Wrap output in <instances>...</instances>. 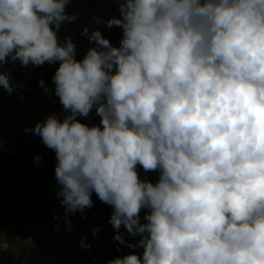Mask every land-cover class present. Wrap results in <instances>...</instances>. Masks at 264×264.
I'll list each match as a JSON object with an SVG mask.
<instances>
[{
    "label": "clouds",
    "instance_id": "9594fccd",
    "mask_svg": "<svg viewBox=\"0 0 264 264\" xmlns=\"http://www.w3.org/2000/svg\"><path fill=\"white\" fill-rule=\"evenodd\" d=\"M69 2L0 0V69L59 62L67 114L24 132L55 152L67 230L94 192L133 250L107 264H264V0H115L121 18L106 25L122 29L119 47L85 27L96 47L81 60L58 36L77 19ZM0 87L15 91L10 73ZM93 109L99 124L78 119Z\"/></svg>",
    "mask_w": 264,
    "mask_h": 264
},
{
    "label": "trees",
    "instance_id": "16d2710c",
    "mask_svg": "<svg viewBox=\"0 0 264 264\" xmlns=\"http://www.w3.org/2000/svg\"><path fill=\"white\" fill-rule=\"evenodd\" d=\"M66 11L70 15H76L77 19L72 23L62 25L58 36L61 42L67 37L72 38L73 43L76 45L77 60L83 59L89 48L96 47L95 42L90 43L88 36L81 34L85 27L89 29V32L100 30L104 38L108 39L113 46L119 47L122 29L115 26L109 28L106 25V21L113 17L121 18L115 0H70ZM94 17H98L100 23H97ZM58 67L59 62L52 64L46 62L42 66L29 65L25 69L19 61H16L14 69L8 73L11 75V81L28 82L29 89L36 93H43L44 88L38 82L43 80L46 87L55 85L52 77ZM0 71L2 70L0 69ZM52 107L54 114H57L61 119L67 114L56 95L52 97ZM78 119L85 123L87 118L78 117ZM7 157V153L0 147V183L10 176L11 166L8 164ZM137 169L141 179H148L153 183L158 180V171L145 173L139 165ZM25 173L27 179L20 180L10 189L24 188L25 185L31 184L37 179L38 175H36L33 165L29 166ZM53 187L54 190L60 189L55 174L53 175ZM93 194L96 195L94 192ZM5 199L9 202L13 200L17 202L10 209L0 208V227L11 229L14 235L21 234L25 226L33 223L38 217L41 208L29 206L23 203L19 197L10 194L6 195ZM72 215L73 226L71 232L67 228L51 230L40 245L20 257H16L10 249L0 250V264H19L23 258L26 259L28 264H107V261L123 257L133 251L113 239L116 230L109 223L110 216H101L95 206L85 209L83 213L77 211ZM82 215L83 219L81 218ZM95 228L100 230L93 235V229ZM119 231L125 233L126 242L136 243L139 239V237L128 235L123 226ZM84 237H87L86 243L91 244L89 250L80 246L79 242ZM135 252L142 253L143 249L137 248Z\"/></svg>",
    "mask_w": 264,
    "mask_h": 264
},
{
    "label": "rangeland",
    "instance_id": "374dc122",
    "mask_svg": "<svg viewBox=\"0 0 264 264\" xmlns=\"http://www.w3.org/2000/svg\"><path fill=\"white\" fill-rule=\"evenodd\" d=\"M17 82L14 83L13 82ZM15 91L9 93L0 87V95L5 98L0 101V147L7 153V161L11 166L10 176L0 183V208L10 209L17 201L9 202L5 196H17L20 200L34 207H40V213L33 223L25 226L23 232L14 235L11 229L0 227V250L10 249L16 257L40 245L51 230L67 228L64 220L65 211L57 196L59 189L54 190L53 175L57 163L55 152L47 148L41 137L25 133V128H33L37 122L44 121L54 114L52 97L55 95V85L48 86V92L36 93L29 89L27 83L11 81ZM12 103L13 106L4 111L2 106ZM100 117L95 109L90 113L85 123L99 124ZM40 156L39 163L35 160ZM34 162V164H33ZM17 163L16 165H14ZM33 165L37 176L31 184L24 188L10 189L20 180L26 178V170ZM27 179V178H26ZM94 206L101 216H111L112 206L101 202L96 195L91 196ZM147 210L141 211V222ZM58 216L59 219H54ZM73 226V215L68 214ZM19 264H28L25 258Z\"/></svg>",
    "mask_w": 264,
    "mask_h": 264
},
{
    "label": "crops",
    "instance_id": "0c3cea01",
    "mask_svg": "<svg viewBox=\"0 0 264 264\" xmlns=\"http://www.w3.org/2000/svg\"><path fill=\"white\" fill-rule=\"evenodd\" d=\"M14 65H15V62L9 61V63L5 64L1 70L4 72H11L14 69ZM14 83H17V82L14 81L13 84ZM25 83H27V82H25ZM4 98H5L4 95H0V101H2ZM11 106H13V105L11 102H9L8 104L3 105L2 108L4 111H7L11 108Z\"/></svg>",
    "mask_w": 264,
    "mask_h": 264
}]
</instances>
